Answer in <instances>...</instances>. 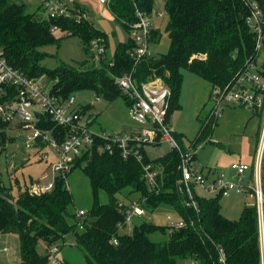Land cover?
<instances>
[{"label":"trees","instance_id":"obj_1","mask_svg":"<svg viewBox=\"0 0 264 264\" xmlns=\"http://www.w3.org/2000/svg\"><path fill=\"white\" fill-rule=\"evenodd\" d=\"M248 1L257 3L264 21V0ZM155 2L109 0L107 7L115 20L132 30L136 11L149 15ZM164 9L168 17L167 52L136 61L130 57L134 42L129 38L117 44L110 59L105 53L98 66L84 67L85 62L79 66L61 63L49 69L41 64L45 53L39 48L55 44L61 38L51 30L53 25L57 26V32L78 35L85 44L100 37L106 49L107 35L87 21L46 19L37 11H29L28 4L22 0H0V51L12 68L29 77H47L52 82V90L62 97L77 90L92 89L108 100L118 95L126 100L115 83V76L132 72L138 84L160 79L172 93L168 116L180 107L182 70L207 81L212 95L215 89L231 84L249 63L255 65L263 54L259 74L264 77V24L259 54L257 32L247 21L250 9L245 0H165ZM157 36L158 30L152 28L150 42L156 41ZM216 122L211 109L208 117L201 121L199 136L207 133L210 126L212 130ZM40 123L51 131L63 133L65 130L48 117ZM8 126L9 123L0 121V134L3 135ZM175 137L181 142L178 134L175 133ZM106 145L96 138L92 147L75 158L66 173L82 168L91 187L93 204L86 212L85 227L80 231L75 213L71 214L75 218L73 223L67 219L72 195L65 183L66 175L58 174L50 191L36 194L26 188L19 190L15 199L11 188L0 179V236H17L20 264H47L49 255L38 252V241L42 240L47 247L60 246L59 241L68 233L73 234L72 246L82 251L86 264H178L181 260H191L193 264H262L256 205L247 204L237 219H228L220 212V195L207 198L194 192L196 209L189 207L187 194L178 187L176 149L153 158L146 150H141L144 163L153 164V169L157 170L155 189L147 183L142 165L134 156L124 158L117 145H113L112 150ZM261 180L264 201V174ZM100 191L106 193V203H99ZM121 192L128 197L135 194L134 199L144 210L152 211L162 203L173 205L184 225L159 227L142 222L134 226L132 233H121L119 224L124 222L128 209L117 198ZM157 230L168 231V240L152 241L148 235Z\"/></svg>","mask_w":264,"mask_h":264},{"label":"rangeland","instance_id":"obj_2","mask_svg":"<svg viewBox=\"0 0 264 264\" xmlns=\"http://www.w3.org/2000/svg\"><path fill=\"white\" fill-rule=\"evenodd\" d=\"M28 4L29 11H37L45 18L38 0H22ZM81 6L89 15V20L95 29L107 35L108 45L106 58L113 56L114 50L119 42H126L132 37L134 30L124 28L109 12L105 3L99 0H79ZM165 0H156L151 13L148 15L152 28L158 30V39L149 44L152 55L159 56L168 51L169 38L165 30L168 21L164 9ZM160 14V15H159ZM57 43L40 47L39 50L45 53L41 59V64L52 69L61 63L79 66L85 62L84 67L98 66V62L92 58V43L85 44L78 35H67L56 32V37H60ZM262 55L260 54L256 64L251 69V73L259 74L262 68ZM42 76V75H40ZM42 86L50 87L52 82L47 77L42 76ZM248 87L251 84H247ZM210 84L188 70H182V82L178 95L179 108L173 109L168 116L170 129L178 134L181 145L192 148L196 151L192 169L202 175L204 184H209L212 180L223 177L236 184L251 189L255 186L254 162L259 159L258 148L264 124V110L255 112L249 107L225 104L220 117L215 124L201 137V121L208 117L213 106V99L210 91ZM92 89L77 90L70 94L75 100L74 107H82L84 114L80 124L86 126L89 132L95 135H110L127 133L138 129L128 116V108L122 95L108 100L99 96ZM90 117H94L88 122ZM18 120L14 119L0 134V179L11 188V196L15 199L19 190L30 188L32 184L38 187L55 183L58 173L52 170V164L56 157L51 151V147L32 146L26 148V135L28 131L19 127ZM194 144L195 146H191ZM202 145V146H201ZM169 150V146L162 144L156 150L150 152L152 158L157 154H164ZM260 160H262L261 174H264V148ZM246 164L249 170L243 175L242 180H238L236 172L231 169V164ZM65 183L72 195V203L68 206V222L73 223L76 211H88L93 204V196L87 176L82 168H74L65 176ZM195 194L207 198L218 197L213 191H207L200 185H194ZM132 196L121 192L117 194L120 202L125 204L133 200ZM99 203L108 201L105 192L100 191ZM220 212L228 219H237L245 205H255L254 195L247 192H236L231 190L227 196L219 197ZM264 203V202H263ZM182 221L181 216L173 205L159 204L152 211L145 210L140 216H133L128 225L121 229V233H132L134 226L142 222H149L159 227L177 225ZM80 231V229H77ZM0 239V264H20L19 241L15 234ZM152 241L163 242L168 240V231L157 230L150 233ZM74 237L72 233L65 235L59 241V252L57 253L60 264L68 262L70 264H86L82 251L71 246ZM37 250L41 255L49 251V247L42 240L37 243ZM49 257V256H48ZM262 264H264V246L262 245ZM52 259L49 257L48 263ZM178 264H193L191 260L179 261Z\"/></svg>","mask_w":264,"mask_h":264},{"label":"built area","instance_id":"obj_3","mask_svg":"<svg viewBox=\"0 0 264 264\" xmlns=\"http://www.w3.org/2000/svg\"><path fill=\"white\" fill-rule=\"evenodd\" d=\"M99 1L107 5L109 0ZM245 1L250 9L247 21L253 30L257 32V49L260 54V44L263 37L262 26L264 24L262 12L255 1ZM38 2L46 19L70 18L77 23L82 21L91 23L88 13L81 6L79 0H38ZM131 29L134 30L131 37L134 45L130 51V57L138 61L143 57L151 56L152 52L149 44L152 24L148 15L137 10L136 21L132 24ZM51 30L57 32V26L53 25ZM91 43L93 59L100 64V60L105 57L106 53L104 39L94 38ZM253 65V62L249 63L243 72L225 88L213 91L212 114L215 121L220 117L225 104L249 107L258 111L264 110V77L261 74L251 73ZM41 78L42 76L29 77L12 68L7 64L0 51V121L10 124L12 120H18V126L29 132L26 135V148L49 145L56 157L52 164L54 172L65 176L74 164L75 158L81 155L84 150L92 147L95 139L99 138L106 142L108 150H112L113 145H117L124 158L134 156L142 165L147 183L151 188L156 189L157 170L153 169V164L144 163L141 150L144 149L150 153L162 144H166L169 149L178 151V170L180 173L178 187L180 191L187 194V206L196 209L192 188L194 185H200L205 190L213 191L220 196H227L231 190L236 192L249 191L250 195H254L256 200L259 231L260 234L261 232L263 234L264 201L259 163L264 148V124L257 152L259 159L257 156V166L253 168L256 180L255 186L246 189L244 186L223 177H218L205 185V178L192 169L196 154L195 149L181 145L175 137V132L170 129L168 111L172 93L170 88L160 79L138 84L132 72L115 76V83L126 99L128 116L139 127L127 133L110 136L106 134L95 135L89 132L86 126L80 124L84 114L82 113V107H74L75 100L73 97H62L56 94L51 86L49 88L42 86ZM247 84H251V86L248 87ZM10 88L13 89L10 90ZM96 100H99V95ZM44 117H48L52 122L63 127L64 132L43 128L40 122L44 121ZM191 146L195 145L192 144ZM231 169L236 172V176L240 181L246 171L249 170V167L246 164L232 163ZM52 187L53 184L45 187L32 184L29 190L32 193L40 194L50 191ZM126 206L128 207L126 217L124 222L119 224V231L128 225L133 216H140L145 212L137 204L136 199L129 201ZM75 218L77 219V229H84L86 211H76ZM183 225L184 222L180 221L177 225H171V227L180 228ZM114 243H116V240H114ZM58 252L59 246L49 247L48 255L52 259L51 264H60V258L58 259L57 256Z\"/></svg>","mask_w":264,"mask_h":264},{"label":"crops","instance_id":"obj_4","mask_svg":"<svg viewBox=\"0 0 264 264\" xmlns=\"http://www.w3.org/2000/svg\"><path fill=\"white\" fill-rule=\"evenodd\" d=\"M93 119H94V117H93ZM92 119V120H93ZM91 120V121H92ZM90 121V122H91ZM157 155H161V153L160 154H157ZM195 157H196V154H195ZM254 165H257V163H255L254 162ZM261 165H262V160H260V163H259V170H260V178H261ZM254 172V171H253ZM261 184H262V180H261ZM263 215H264V213H263ZM6 236H12L11 234H4V235H1L0 236V239L2 240L4 237H6ZM260 242H261V249H262V245L264 246V231H263V234H262V232H261V234H260ZM73 243V242H72ZM71 246H72V244H70ZM263 261V260H262Z\"/></svg>","mask_w":264,"mask_h":264},{"label":"water","instance_id":"obj_5","mask_svg":"<svg viewBox=\"0 0 264 264\" xmlns=\"http://www.w3.org/2000/svg\"><path fill=\"white\" fill-rule=\"evenodd\" d=\"M92 119H93V117H90L88 121L90 122Z\"/></svg>","mask_w":264,"mask_h":264}]
</instances>
